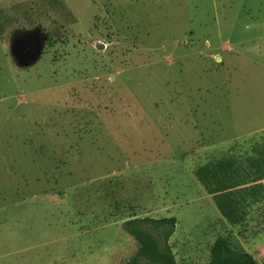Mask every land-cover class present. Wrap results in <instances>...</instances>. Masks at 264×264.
I'll return each instance as SVG.
<instances>
[{
	"label": "rangeland",
	"instance_id": "374dc122",
	"mask_svg": "<svg viewBox=\"0 0 264 264\" xmlns=\"http://www.w3.org/2000/svg\"><path fill=\"white\" fill-rule=\"evenodd\" d=\"M143 217L264 264V0H0V264H124Z\"/></svg>",
	"mask_w": 264,
	"mask_h": 264
},
{
	"label": "trees",
	"instance_id": "16d2710c",
	"mask_svg": "<svg viewBox=\"0 0 264 264\" xmlns=\"http://www.w3.org/2000/svg\"><path fill=\"white\" fill-rule=\"evenodd\" d=\"M228 168H231L229 163L220 161L197 169L195 174L206 191L216 197V206L222 215L236 219L235 212L238 210L239 200L233 198L232 193H227V190L236 184L234 181L229 183L225 175ZM257 171L260 174L259 168ZM259 180L260 177L256 182ZM255 186L260 188V185ZM256 187L248 188V194H243L242 189V194L255 198L258 194ZM176 223L175 217L132 218L123 222L122 229L137 244L136 251L124 264H181L175 260L169 242ZM207 264H258V262L248 252L231 248L225 238H217L210 248V259Z\"/></svg>",
	"mask_w": 264,
	"mask_h": 264
}]
</instances>
